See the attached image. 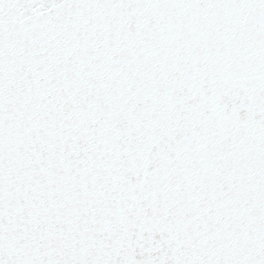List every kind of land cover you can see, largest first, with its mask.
Segmentation results:
<instances>
[{
    "label": "snow or ice",
    "instance_id": "6c2138e0",
    "mask_svg": "<svg viewBox=\"0 0 264 264\" xmlns=\"http://www.w3.org/2000/svg\"><path fill=\"white\" fill-rule=\"evenodd\" d=\"M0 264H264V0H0Z\"/></svg>",
    "mask_w": 264,
    "mask_h": 264
}]
</instances>
